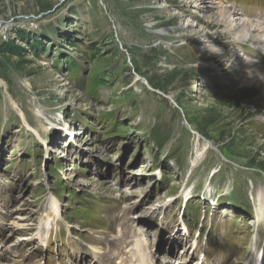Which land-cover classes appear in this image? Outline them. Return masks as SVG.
Wrapping results in <instances>:
<instances>
[{
  "label": "rangeland",
  "instance_id": "obj_1",
  "mask_svg": "<svg viewBox=\"0 0 264 264\" xmlns=\"http://www.w3.org/2000/svg\"><path fill=\"white\" fill-rule=\"evenodd\" d=\"M213 1L264 27V0ZM201 2L0 0V48H22L0 52V264L264 258V89L245 78L264 73V37Z\"/></svg>",
  "mask_w": 264,
  "mask_h": 264
},
{
  "label": "bare ground",
  "instance_id": "obj_2",
  "mask_svg": "<svg viewBox=\"0 0 264 264\" xmlns=\"http://www.w3.org/2000/svg\"><path fill=\"white\" fill-rule=\"evenodd\" d=\"M201 1L203 3L201 2L202 4H200V5L196 4V7L201 8L202 11L207 10L209 8H212V9H215L217 7L219 8L217 12H215L214 14H210L209 17L213 18L215 20L218 19V22H220L223 25L226 24L227 30H230V29H234V30L236 29V31H237V29L243 30V33L238 35L239 38L247 39L253 35V32L255 33V36L260 35V36L264 37V27L261 25H253L252 23L248 22L247 20H244L242 18V13L239 12L238 10L233 9V8L229 9V8H227L228 6L227 7L218 6L219 5L218 2H215L213 0H201ZM214 5H217V7L216 6L214 7ZM257 32H259V33L257 34ZM263 42H264V40H263ZM259 44H261V45L260 46L257 45V49L264 50V44H262L261 42H259ZM216 46L218 47L217 44H216ZM238 54H240V53H238ZM245 78H247L248 80L250 79V81L253 80V81L258 82V84L261 85L264 89V73L262 74L260 71H258L254 68V70H251V75L245 76ZM20 113L23 116L24 122L27 124L28 122L25 119L24 114L21 111H20ZM27 126L30 127V125H28V124H27ZM206 149L207 148H205L202 151V154L204 153V151H206ZM202 154L197 155L196 160L193 162V166H195L197 164V161H198V159H200ZM261 215L263 216V211L260 212L259 219H260ZM60 220H61L60 211H59V208L57 206L56 201L49 200L48 203L44 206L43 217L40 220L39 224L37 225L36 237L38 240H40L43 243L42 246L46 245V242H47V235L45 236V234L46 233L48 234L51 230H53L52 227L55 228V226H58V222ZM48 240H49V238H48ZM96 251H97L96 248H95V250L93 249V252L98 254ZM95 253H94V255L96 256ZM257 261L261 262V259L255 260L254 263H256Z\"/></svg>",
  "mask_w": 264,
  "mask_h": 264
},
{
  "label": "trees",
  "instance_id": "obj_3",
  "mask_svg": "<svg viewBox=\"0 0 264 264\" xmlns=\"http://www.w3.org/2000/svg\"><path fill=\"white\" fill-rule=\"evenodd\" d=\"M29 36L28 34L26 33H22L20 35L21 39H24L25 37ZM40 45H42L41 42H37L36 44H32L34 50H37ZM0 52L2 53H7L9 56L11 57H19V58H22V48L21 46H17L14 44V42L12 41H9L7 43H4L3 46L0 48ZM75 67H77L76 64H72L71 66H69V71L71 72L73 69H75ZM246 92H243L241 95H240V99L244 100L245 98H247V96H245ZM224 153L223 155L231 160V158L229 157L230 155H228V153L223 149L222 150ZM258 164H262V162H259ZM261 168V167H260Z\"/></svg>",
  "mask_w": 264,
  "mask_h": 264
},
{
  "label": "clouds",
  "instance_id": "obj_4",
  "mask_svg": "<svg viewBox=\"0 0 264 264\" xmlns=\"http://www.w3.org/2000/svg\"><path fill=\"white\" fill-rule=\"evenodd\" d=\"M201 41L203 42V46H204L205 50L210 55H217V56H220V57L224 56L223 50L221 48L217 47L216 45H214V43L211 40H209L208 37H206L205 39H201ZM235 49H238V48H235ZM242 57H243V59H244V61L246 63H249V61L244 56H242ZM229 60L231 61V64H232V59L231 58H228V59H226L224 61L227 66H231V64L230 65L228 64ZM253 62H255V59L251 63H253Z\"/></svg>",
  "mask_w": 264,
  "mask_h": 264
}]
</instances>
